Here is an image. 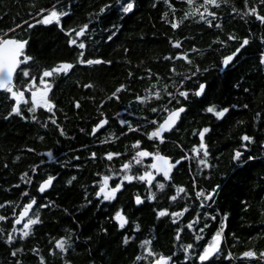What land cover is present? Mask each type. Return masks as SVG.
Listing matches in <instances>:
<instances>
[{
    "label": "trees",
    "instance_id": "trees-1",
    "mask_svg": "<svg viewBox=\"0 0 264 264\" xmlns=\"http://www.w3.org/2000/svg\"><path fill=\"white\" fill-rule=\"evenodd\" d=\"M53 2L0 0V30L15 28V33H8L9 37L15 35L28 40L26 54L33 57L31 71L37 76V83L43 69L62 61L74 63L76 59L75 46H68V37L59 28L36 25L28 29L24 23L26 20L31 22V15L39 8H49ZM134 2V11L122 14L116 10L117 0H64L63 8L70 12V15L61 18L65 28H78L87 23L92 41H95L90 49L92 58L111 63L77 65L66 77L61 74L50 81L53 83L50 98L55 105V119L64 131L63 136L48 119L52 114L43 108L34 113L37 121L31 120L32 114L26 110L24 115L29 117L27 120L18 116L4 119L13 101L7 94L0 93V203L14 202L18 206V215L19 209L28 202L29 197L21 196V191L26 189L29 196L36 197L37 205H49L46 208L33 206L40 223L33 225L30 236L23 240L19 239L18 233H14V247L5 243V233L12 231L11 208L0 209V214L9 217L7 221H0V228L4 229L0 233V264H13L17 259L21 264H39L32 252L34 248L50 264H63L61 258L52 260L48 250L69 230L74 233L75 241L66 256L70 264H135L134 257L143 252L140 241L145 238H151V247L162 255L168 256L175 251V264H187L182 252L174 247L176 226L170 220L156 219L154 209L167 207L166 199L152 203L145 200L142 205H135L136 195L143 198L147 194L142 182L136 180L125 183L110 202L103 203L96 197L100 175L120 172L118 167L126 157L130 160L135 151L132 144L138 139L141 140V148L150 151L158 148L162 154L174 159L189 155V160L182 161L179 170L174 168L172 173L175 185L188 189L189 200L193 199L194 177L197 188L206 192L220 185L212 208L206 209L216 215V220L209 221L210 227L204 233L205 240H210L224 214H227L222 232V254L216 258V264H241V253L245 250H253L257 254L264 252V148L260 147V143L264 142V126H261L264 124V65L259 62L264 52V25L251 16L241 19V15L231 13L233 6L238 12L244 10L243 0H227V3L221 2L219 9L210 8L217 12L218 19L213 23H220L219 29L199 21L198 16L181 20L183 11L189 6L179 0H171L175 13L165 5L164 0ZM200 2L194 0V5L198 6ZM33 3L35 7H32ZM106 3L113 8L99 14V8ZM248 4L257 6L264 14V7L259 6L258 0H248ZM200 10L203 11L202 8ZM165 11L168 15L162 18ZM174 18L178 23L176 29L166 22ZM246 20L249 22L246 23ZM16 25L21 27L16 28ZM112 31H116V35L109 41L107 36ZM229 33L236 39L228 40ZM245 37L249 38V44L241 48L230 62V71L226 75L219 72L222 58L235 52ZM176 40L181 42L180 49L170 42ZM221 41L225 43L221 44ZM193 46L197 52H189V57L200 72L192 80L185 81L183 88L194 91L198 83H206L210 87L205 89L206 95L199 98L191 94L188 100L180 98V105L186 107V112L173 131L164 134V143L148 141L143 133L151 131L152 126L146 123L145 118L160 122L166 115L152 113L150 109L159 105L170 109L180 106L175 101L167 105L166 97H163V85L168 84V91L175 92L172 79L178 83V77L170 73V68L174 65L177 73L190 75V66L186 62L169 61L164 57L187 51ZM149 69L152 73L150 78L147 76ZM142 76L145 78L140 79ZM17 83L22 86V82ZM88 83L93 87L84 88L83 85ZM121 84L126 87L117 94L119 99H109ZM157 88L162 92L160 101L150 95ZM137 95L148 99L141 104L135 99ZM25 98L30 100L29 92H25ZM76 102H79V108L75 107ZM245 104L247 109L243 108ZM208 106L217 110L228 108L229 111L223 118H216L213 113L205 111ZM21 107L23 109V105ZM257 112L261 113V119H254ZM101 119H107L106 129L90 135ZM120 119L130 122L133 127L137 124L143 127L139 131H128V125L122 127ZM204 127L210 128L204 143L214 167L203 169L198 174L196 161L191 159L195 155L191 149L199 144L197 133ZM81 129L84 131L81 132ZM101 133L105 134L106 142L111 140L104 144L105 152L115 150L121 156L107 160L104 151L95 144V137ZM245 134L253 136L257 143L249 145L245 153L251 154L254 159L241 169L233 162V155L236 150H242V144L246 142L241 137ZM49 151L53 152V157L47 155ZM92 151H95V159L90 157ZM33 166H36L35 173L32 172ZM132 172H136L135 165ZM22 173H28L30 184L21 180ZM49 175L55 178L51 190L38 194L39 183ZM72 177L76 179L69 184ZM17 184L19 188L12 187ZM152 191L157 192V189ZM184 203V200H179L176 207L170 210H178ZM120 209L129 221L123 229L114 219ZM213 210H218V214ZM180 219L186 222L191 216L185 213ZM133 224H139V231H133L130 227ZM125 235H134L135 243L123 244ZM181 235L185 243L192 242L184 233ZM202 243L204 241H199L197 245ZM16 249L23 250L18 251L16 257L11 256L10 252ZM228 252L233 254L231 259H226ZM243 264H264V259H260L259 255L243 258Z\"/></svg>",
    "mask_w": 264,
    "mask_h": 264
},
{
    "label": "snow or ice",
    "instance_id": "snow-or-ice-1",
    "mask_svg": "<svg viewBox=\"0 0 264 264\" xmlns=\"http://www.w3.org/2000/svg\"><path fill=\"white\" fill-rule=\"evenodd\" d=\"M179 2L189 6L188 10L183 11L181 20L188 19L190 16H198L199 21H203L209 27L214 26L217 29L221 28L220 23H213L218 19V16L217 12L210 10V8L219 9L221 2L227 3V0H201L198 6L194 5V0H179ZM164 3L173 11V13H175V8L171 3V0H164ZM63 4L64 0H54L49 8L41 7L34 15L30 14L31 22L27 20L24 21L28 29H31L36 25L56 26L65 34V36L68 37V46L70 48L75 46L76 49V59L74 63L62 61L55 66L43 69L40 73L38 83L37 76L31 71L30 62L33 61V57L26 54L28 40L16 38L15 35L8 37V33H15V28L0 30V93L7 94L9 99L13 101L10 110L7 112L4 119L7 120L10 117L18 116L21 119L27 120L29 117L24 115V111L26 110L29 114H32L31 120L37 121V116L34 113L37 109L43 108L52 114L48 119L53 125H56L61 136L64 135V131L60 128L57 120L55 119V105L53 100L50 98L53 83L50 81L59 78L61 74L66 77L77 65L93 66L111 63V61H104L100 58H92L90 49L95 44V41H92V34L89 31V25L87 23L78 28H65L61 18L70 15V12L63 8ZM258 4L260 7H264V0H258ZM58 5L61 6L59 9L57 7ZM243 5L244 10L242 12H238V10L233 6L230 9L231 13L241 15V19L251 16L261 25H264V14L260 13L257 6H249L248 0H243ZM135 6L134 0H117L116 10L122 14H129L134 11ZM153 6H155V4ZM32 7H35V3L32 4ZM112 8L113 5L106 3L99 8V14H103L106 10H111ZM201 8L203 11L200 10ZM167 15L168 13L166 11L163 12L162 18L167 17ZM166 22L170 24L172 29H176L178 27V23L175 21V18ZM245 22L248 23L249 21L246 20ZM19 27L21 26L16 25V28ZM113 28H116V26L113 25ZM115 35L116 31H112L111 34L107 36V40H112ZM227 39L234 40L236 37L229 33ZM86 40L90 41V43H86ZM170 42L172 43V46L177 49H180L182 46L179 40ZM262 42H264V37H262ZM220 43L224 44L225 42L221 41ZM248 44L249 38H243L240 46L235 50V52L222 58L218 71L226 75L230 71V62L233 61V58L238 52H240L241 48H244L245 45ZM189 52L195 53L197 52V49L193 46L187 51H178L175 55L170 54L164 57L165 60L169 61L182 60L190 66V75L177 73L174 65L170 68V73H172L174 77H178V83L176 79H172V85L176 89L175 92L168 91V84L163 85V97H166L167 105H171L173 101H175L177 105H180V98L188 100L190 94L199 98L202 95H206L205 89L210 87L206 83H198L194 91L192 89L183 88L185 81L192 80V78L200 72L199 67L192 64ZM259 62L261 65H264V52L261 53ZM131 76L132 73L129 72V77ZM147 76L149 78L152 76L150 69L147 70ZM139 78L144 79L145 77L142 76ZM158 80L159 75L157 74V81ZM17 81L22 82V86L21 84H18ZM83 87L91 88L93 86L91 83H88L84 84ZM125 87L126 86L124 84H121L111 93L109 99H119L117 94L121 92L122 89H125ZM245 91H247V89ZM25 92L30 93V100L25 98ZM150 95L154 96L156 101H160L163 98L161 89L159 88H157L154 92H151ZM135 99L143 104L148 97L137 95ZM21 105H23V109ZM75 107H80L79 102L75 103ZM243 108L247 109L248 105H243ZM150 111L158 115H166H163V119L160 122L156 119L147 120V118H145L146 123L152 126V130L143 134L146 136L148 141L159 142L162 144L166 139L164 134L173 131L177 121L181 118V113L186 112V107L184 105H180L179 107L170 109L166 105H159L158 107H152ZM205 111L207 113H213L216 118H223L229 109L223 108L217 110L214 106H208ZM261 118V113L257 112L254 114V119ZM119 123L122 127L127 124L128 131H139L143 127V125L139 124L133 127L130 122L124 119H120ZM106 124V119L99 120L89 134L94 136L97 131L102 129ZM44 126L46 127L47 125L45 124ZM261 126H264V124ZM80 131L83 132L84 130L81 129ZM209 131L210 128L208 127H204L200 130L197 133L199 137V144L194 145L191 149L192 153L195 154L191 157V159L196 161L198 174L202 173L203 169L210 170L214 167V165L210 163V153L207 145L204 143L205 134ZM40 139H43V137H40ZM241 140L246 143L242 144V150L238 149L234 152L233 162L238 168L242 169L245 163L254 159L251 154L245 155V153L248 152L249 145L255 144L257 141L253 136L247 134L243 135ZM260 147L264 148V142L260 143ZM132 148L135 151L130 160L121 164L122 175L119 182L114 180L113 183L115 186L109 188V181L112 177L104 175L102 180L99 181L96 196H102L104 201H112L116 198V193L123 188L125 181L128 183H131L134 180L142 182L145 186L147 194L143 198L139 194L136 195L134 197L135 205L140 206L145 202V200L149 203H152L153 201H163L164 199L168 201L167 207L162 206L154 209L156 219L160 220L161 218H164L165 220H170L171 223L176 226L174 247L178 251L182 252L184 260L187 264H216V258L222 254L221 240L224 219L227 218V214H224V219L219 222V226L215 229L214 234H211L210 240H205L204 233L210 227L209 221L216 220V215H213L212 212L206 209L212 208V205L215 202L214 197L218 194L217 189H219L220 185H215L211 191L206 192L203 188H197V182L194 177L192 180L193 191L191 193L193 199L189 200L188 198L190 193L188 189L182 185H175L172 176L174 168L179 170L178 166L181 165L182 161L189 160L188 154L182 155L179 159H174L168 155L162 154L158 148L152 151L146 148H141V140L139 139L133 142ZM28 151H33V149H28ZM47 155L49 157H53V152L49 151ZM105 155L107 160L111 161L114 156L119 157L122 154L118 152H108ZM90 157L95 159V153H91ZM17 159H19V157H17ZM73 159L78 160L79 157H73ZM146 161L150 162L146 163ZM134 165L136 166L135 173L132 172ZM32 172H36V166L32 167ZM27 177L28 173L21 174V180H23L26 184H30L31 180L27 179ZM157 177H160V179H157ZM54 179L55 178L51 175L47 176L45 180L39 183L37 193L43 194L46 188L51 186ZM75 179L76 177H72L68 183L71 184L72 180ZM12 187L19 188L20 186L17 184ZM153 188L157 189L159 196L157 195V192L152 191ZM166 188L167 192L165 191ZM181 194H183V196H181ZM21 196H27L29 198L28 202L23 204V206L19 209L18 215V206L14 205V202L5 201L4 203H0V209H5L6 206L11 208L12 231L5 233V243L13 245V247V241L16 240L14 233H18L19 239L23 240L24 238L30 236L32 226L40 223L39 216L35 211H33V206L36 205L38 208H46L49 206L44 203L37 205L36 197L29 196L26 189L21 191ZM179 200H184L185 203L178 210H170L176 207ZM213 211H217L218 214V210ZM30 212L32 213L31 215ZM185 213H189L191 216V219H188L186 222L181 221L180 219L185 215ZM192 213L195 214L192 215ZM8 219L9 217L7 215L0 214V221H7ZM114 219L118 222V227L121 229L125 228V225L129 223L123 209H120L115 213ZM130 227L133 228V231H139V224H133L130 225ZM193 229H195V231H193ZM3 232L4 229L0 228V233ZM181 233H184L185 237H190L192 242L185 243L184 237H182ZM130 241L135 243L136 237L134 235H125L122 242L123 244L128 245ZM199 241H204V243L197 245V242ZM74 242V233L72 230H69L64 236L55 240L54 247L48 250V256L51 257L52 260L61 258L63 260V264H70V262L66 259V256L73 247ZM151 244V238H145L140 241V248L143 249V252L134 257L135 264H143L145 261L147 264H175V251H173L171 255L165 256L155 251L151 247ZM22 250L23 249L13 250L10 252V255L16 257L17 252ZM32 252L37 256L39 264H50V261L46 260L45 256L41 254L38 249L34 248L32 249ZM257 255H259L260 259H264V252L257 254V252L253 250L243 251L241 253V264H243V258H256ZM232 257L233 254L228 252L226 259H231ZM13 264H21V261L19 259L14 260Z\"/></svg>",
    "mask_w": 264,
    "mask_h": 264
},
{
    "label": "flooded vegetation",
    "instance_id": "flooded-vegetation-1",
    "mask_svg": "<svg viewBox=\"0 0 264 264\" xmlns=\"http://www.w3.org/2000/svg\"><path fill=\"white\" fill-rule=\"evenodd\" d=\"M107 120V119H106ZM107 125H108V121H107V124L104 126V128H102V129H100L101 131H103V130H105L106 129V127H107ZM100 130H98V131H100ZM128 133V132H127ZM105 134H106V132H105ZM104 134V135H105ZM104 135L101 133V134H99L98 136H96L95 137V144L96 145H98L103 151H104V153L106 154V153H108V152H117V151H115V150H109L108 152H105V145H106V143L108 144L111 140H108L107 142H106V140L104 139ZM105 144V145H104ZM92 153H95V151H92ZM125 155H127L126 153H124ZM114 157H116V156H114ZM113 157V158H114ZM127 161H129V159L126 157L125 158V162H127ZM133 168H134V166H133ZM132 168V169H133ZM109 169H111L110 167H109ZM118 171H120V172H117V173H111V174H107V173H105V174H101L100 175V181L102 180V178H103V176L104 175H109V176H111L112 177V179H110V181H109V188H111V187H114L115 186V184L113 183V181L115 180L116 182H119V180H120V178H121V166L120 167H118ZM125 183H128L127 181H125L124 182V184ZM98 187H99V184H98ZM124 187V186H123ZM123 189V188H122ZM121 189V190H122ZM120 190V191H121ZM96 191H98V188L97 189H95V193H96ZM120 191H118L117 193H116V197H117V195H118V193L120 192ZM97 197V196H96ZM98 199H100L103 203L104 202H110V201H104L103 199H102V196L101 197H97Z\"/></svg>",
    "mask_w": 264,
    "mask_h": 264
},
{
    "label": "water",
    "instance_id": "water-1",
    "mask_svg": "<svg viewBox=\"0 0 264 264\" xmlns=\"http://www.w3.org/2000/svg\"><path fill=\"white\" fill-rule=\"evenodd\" d=\"M8 37H9V36H8ZM8 37H6V38H8ZM183 114H184V113H181V116H182ZM179 121H180V119L177 121V124L179 123ZM177 124H176V126H177ZM176 126H175V127H176ZM53 183H54V181L52 182L51 186H49L48 188H46L45 192L51 190V188H52V186H53ZM30 215H31V212H30Z\"/></svg>",
    "mask_w": 264,
    "mask_h": 264
},
{
    "label": "rangeland",
    "instance_id": "rangeland-1",
    "mask_svg": "<svg viewBox=\"0 0 264 264\" xmlns=\"http://www.w3.org/2000/svg\"><path fill=\"white\" fill-rule=\"evenodd\" d=\"M202 151V150H201ZM150 162V161H149Z\"/></svg>",
    "mask_w": 264,
    "mask_h": 264
}]
</instances>
